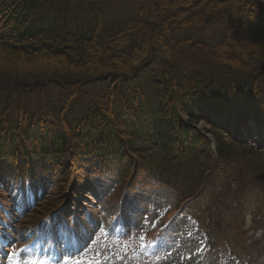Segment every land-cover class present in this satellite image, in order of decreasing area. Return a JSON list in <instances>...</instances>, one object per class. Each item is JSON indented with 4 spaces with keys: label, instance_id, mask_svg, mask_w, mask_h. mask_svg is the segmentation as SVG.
Returning <instances> with one entry per match:
<instances>
[{
    "label": "trees",
    "instance_id": "trees-1",
    "mask_svg": "<svg viewBox=\"0 0 264 264\" xmlns=\"http://www.w3.org/2000/svg\"><path fill=\"white\" fill-rule=\"evenodd\" d=\"M260 130L264 0H0L1 189L49 171L60 195L91 164L237 241L240 195L264 193Z\"/></svg>",
    "mask_w": 264,
    "mask_h": 264
},
{
    "label": "rangeland",
    "instance_id": "rangeland-1",
    "mask_svg": "<svg viewBox=\"0 0 264 264\" xmlns=\"http://www.w3.org/2000/svg\"><path fill=\"white\" fill-rule=\"evenodd\" d=\"M107 9L113 17L129 13L124 2ZM193 35L213 41L222 28L210 26ZM260 131L261 140L250 141L264 148ZM56 178V173L37 171L8 190L0 188V264H264V193L245 189L240 195L243 238L226 239L215 226L208 228L216 244L201 260L203 233L186 211L159 224L161 209L174 204L169 189L148 185L124 192L109 176L94 174L91 164L79 172L78 183L60 195ZM47 202L49 209L44 210ZM41 218L47 233L36 243V228L17 232L18 226H36ZM150 229L157 234L145 243L142 235Z\"/></svg>",
    "mask_w": 264,
    "mask_h": 264
},
{
    "label": "bare ground",
    "instance_id": "bare-ground-1",
    "mask_svg": "<svg viewBox=\"0 0 264 264\" xmlns=\"http://www.w3.org/2000/svg\"><path fill=\"white\" fill-rule=\"evenodd\" d=\"M21 32V31H20Z\"/></svg>",
    "mask_w": 264,
    "mask_h": 264
}]
</instances>
